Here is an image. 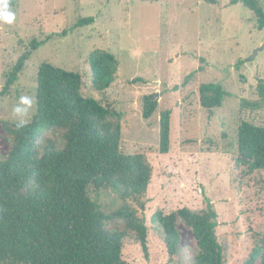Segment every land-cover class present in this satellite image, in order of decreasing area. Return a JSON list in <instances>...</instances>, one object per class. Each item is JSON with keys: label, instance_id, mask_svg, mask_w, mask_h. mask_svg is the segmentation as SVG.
Here are the masks:
<instances>
[{"label": "rangeland", "instance_id": "1", "mask_svg": "<svg viewBox=\"0 0 264 264\" xmlns=\"http://www.w3.org/2000/svg\"><path fill=\"white\" fill-rule=\"evenodd\" d=\"M259 1L264 7V0ZM7 2L16 18L11 24L0 22V91L18 59L29 54L16 83L0 97V160L13 146V134L6 128L16 123L12 107L21 96H29L34 104L26 120L37 111L40 65L50 62L78 71L87 83L84 95L118 111L110 120L120 125L125 152H144L153 168L144 198L128 201L149 225L148 257L132 236L123 246L128 264H177L170 261L162 234L150 224L151 215L157 209H203L208 199L218 212V238L228 246L225 264H245L264 232V171L246 175L233 161L240 122L264 125V98L258 88L264 84V29L258 28L252 11L232 0ZM89 16L93 23L76 27ZM33 41L41 43L35 50ZM96 49L118 59L116 80L105 92L88 86L89 57ZM137 77L146 82H134ZM202 83H219L228 92L221 107L209 111L201 105ZM147 94L159 100L149 119L143 117ZM244 100L257 106H243ZM165 108L172 109L171 144L161 154L159 119ZM47 138L63 144L60 131L47 130L37 139L41 149ZM99 200L107 212L124 204L112 189L104 190ZM179 230L181 256L189 264L196 241L184 224Z\"/></svg>", "mask_w": 264, "mask_h": 264}, {"label": "trees", "instance_id": "2", "mask_svg": "<svg viewBox=\"0 0 264 264\" xmlns=\"http://www.w3.org/2000/svg\"><path fill=\"white\" fill-rule=\"evenodd\" d=\"M232 1L247 6L258 28L264 29V7L259 0ZM93 22V16L83 17L76 27ZM40 45L33 41L30 47L35 50ZM28 54L15 63L0 97L18 80ZM89 64L88 86L105 92L116 80L117 57L96 49ZM133 81L146 82L142 77ZM85 84L80 72L43 62L37 75L36 113L23 128H16L15 123L6 127L14 139L8 156L0 160V264H128L123 246L132 236L148 257L149 225L128 201L144 198L153 168L144 152H125L120 125L110 120L118 111L84 95ZM258 88L264 98V84ZM198 90L201 105L209 111L221 107L228 94L219 83H202ZM242 103L257 106L246 100ZM158 105L156 94L145 95L143 117L151 118ZM171 116L170 108L160 112L161 154L170 151ZM47 130L60 131L63 144L47 138L41 149L37 139ZM233 161L246 175L264 171L263 124L240 122ZM262 182L264 188V178ZM106 189L124 202L113 212L104 210L99 200ZM207 201L203 209H157L151 215L150 224L162 234L171 262L186 264L180 252L182 223L196 241L189 264L226 263L228 246L218 238V212ZM245 264H264V232Z\"/></svg>", "mask_w": 264, "mask_h": 264}, {"label": "clouds", "instance_id": "3", "mask_svg": "<svg viewBox=\"0 0 264 264\" xmlns=\"http://www.w3.org/2000/svg\"><path fill=\"white\" fill-rule=\"evenodd\" d=\"M16 16L10 9L7 0H0V22L11 24L14 22ZM34 104V99L29 96H21L19 101L12 107V114L16 118V128H23L26 126L30 109Z\"/></svg>", "mask_w": 264, "mask_h": 264}]
</instances>
